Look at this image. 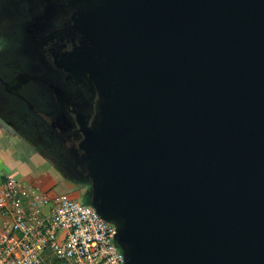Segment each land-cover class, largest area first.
Segmentation results:
<instances>
[{
	"label": "water",
	"instance_id": "95a60500",
	"mask_svg": "<svg viewBox=\"0 0 264 264\" xmlns=\"http://www.w3.org/2000/svg\"><path fill=\"white\" fill-rule=\"evenodd\" d=\"M116 101L74 179L125 264H264V0H107Z\"/></svg>",
	"mask_w": 264,
	"mask_h": 264
},
{
	"label": "flooded vegetation",
	"instance_id": "af4514ba",
	"mask_svg": "<svg viewBox=\"0 0 264 264\" xmlns=\"http://www.w3.org/2000/svg\"><path fill=\"white\" fill-rule=\"evenodd\" d=\"M107 0H0V128L28 142L54 182L74 179L81 127L116 101L120 43L96 36ZM26 149V147H24ZM31 151V150H30ZM25 160L29 161L27 154Z\"/></svg>",
	"mask_w": 264,
	"mask_h": 264
},
{
	"label": "built area",
	"instance_id": "2783aa9c",
	"mask_svg": "<svg viewBox=\"0 0 264 264\" xmlns=\"http://www.w3.org/2000/svg\"><path fill=\"white\" fill-rule=\"evenodd\" d=\"M115 235L91 206L0 180V264H125Z\"/></svg>",
	"mask_w": 264,
	"mask_h": 264
},
{
	"label": "crops",
	"instance_id": "0c3cea01",
	"mask_svg": "<svg viewBox=\"0 0 264 264\" xmlns=\"http://www.w3.org/2000/svg\"><path fill=\"white\" fill-rule=\"evenodd\" d=\"M19 149L18 143L16 145L10 141L8 135L0 128V180L4 177H16L18 171H21L26 175L22 180L26 183L36 184L51 194H62L74 200L82 201L79 195L81 188L58 185L50 176L53 175L52 172H48L46 167L36 168L39 165L38 161L30 155H28L29 161H26L24 155L19 154Z\"/></svg>",
	"mask_w": 264,
	"mask_h": 264
},
{
	"label": "rangeland",
	"instance_id": "374dc122",
	"mask_svg": "<svg viewBox=\"0 0 264 264\" xmlns=\"http://www.w3.org/2000/svg\"><path fill=\"white\" fill-rule=\"evenodd\" d=\"M2 133V132H1ZM9 137V139H10V141H12V142H14V143H16V145H17V143H18V145H19V147H20V149H19V151H20V155H25V154H27V155H30V154H32V149L30 148L31 146L29 145V143L28 142H24V141H22L20 138H18V137H12V136H8ZM24 147H26V149H24ZM31 150V151H30ZM34 160H36V159H34ZM37 161V160H36ZM25 173L24 172H21V171H18V175L15 177L14 176V178H16V179H18V180H24V178H25ZM36 177H37V175H36ZM80 204H82V205H87V203L85 202V201H78Z\"/></svg>",
	"mask_w": 264,
	"mask_h": 264
}]
</instances>
